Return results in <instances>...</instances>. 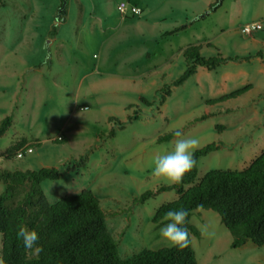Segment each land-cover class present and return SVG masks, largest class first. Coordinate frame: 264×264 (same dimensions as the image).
<instances>
[{
  "label": "rangeland",
  "instance_id": "374dc122",
  "mask_svg": "<svg viewBox=\"0 0 264 264\" xmlns=\"http://www.w3.org/2000/svg\"><path fill=\"white\" fill-rule=\"evenodd\" d=\"M0 1L4 4L0 7V118L10 114L20 138L29 143L25 149H32L20 159L7 161L4 169L37 171L45 166L59 167V179L41 185L49 203L85 189L92 191L106 213V224L121 259L144 249L169 247L159 235L168 221L158 227L150 219L160 205L176 197L175 193H158L144 204L133 202L145 191L169 186L153 177V161L157 155L170 152L177 137L158 143L159 137L182 128L186 136L199 139V148L211 143L222 146L200 160L198 177L211 170L239 169L264 150V91L245 93V102L235 98L207 104V100L243 87L244 80L239 76L225 83L223 67L214 71L199 67L182 85L173 86L185 69L180 49L201 45L199 53L204 58L240 53L234 38L254 16L253 7L263 0H224L215 13L196 20L186 32L156 42L146 33L145 48L146 53L150 51V58L145 56L140 33L124 25L116 33H126L127 40L117 43L108 39L106 53L98 51L97 41L89 43L87 66L77 74L73 61L63 62L54 56L52 73H43L45 81L41 87L30 82L34 75L31 68L38 63L47 64L49 40L44 37L47 30L57 31L51 22L57 19L61 0H42L43 7L32 18L25 0ZM91 1L98 5L103 16L112 15L121 1L127 2ZM128 3L133 5V0ZM64 9L71 22L79 26L77 0H65ZM137 17H127L126 22L136 21ZM88 28L89 37L93 33L91 22ZM129 45L133 47L135 84L116 93L100 90L93 66L100 58H108L107 52L113 55L115 50ZM110 58L105 63L108 69ZM262 79L260 88H264ZM61 83L67 88L59 87ZM168 89L170 94L166 96ZM140 98L150 105L141 103ZM205 114L207 117L199 121ZM14 136L12 130L6 137H0V147L10 145ZM59 136L63 141L54 142ZM82 157L85 163L76 172L66 169L67 163H75ZM1 188L0 183V191ZM209 212L200 225L196 215L190 221L201 233L193 242L197 264H264V246L255 247L247 242L244 247L232 249L230 233L219 217ZM203 228L213 235H202ZM1 240L0 237V256Z\"/></svg>",
  "mask_w": 264,
  "mask_h": 264
},
{
  "label": "trees",
  "instance_id": "16d2710c",
  "mask_svg": "<svg viewBox=\"0 0 264 264\" xmlns=\"http://www.w3.org/2000/svg\"><path fill=\"white\" fill-rule=\"evenodd\" d=\"M223 1L215 0L209 5L208 11L215 12ZM64 14L65 9L58 12V21L63 20ZM185 28L186 25H182L164 35H175ZM200 49L201 46L196 45L183 50L185 69L173 86L182 85L195 75L198 67L214 71L228 61L238 60L224 58L220 54L204 58L199 53ZM248 89L249 86H245L217 99L207 100L206 103H221L244 94ZM169 94L168 89L165 95ZM140 101L150 105L144 98H140ZM206 117L207 114L198 120L202 121ZM132 118L137 119V116ZM109 121L115 119L109 118ZM11 125V115L0 121V137L5 135ZM118 126L123 127L119 122ZM173 137V134H167L159 137L157 142H166ZM25 144L26 141L21 140L13 145L6 151L5 158L14 157L15 152ZM218 149L214 143L197 149L196 166L185 176L181 185H163L156 191H145L133 202L144 204L158 193L173 191L176 199L160 205L151 217L154 226L166 223L164 217L168 210L183 207L188 211L190 237L199 238L200 232L190 224V217L197 209L210 210L218 215L221 224L230 233L232 249L247 242L255 247H263L264 150L242 170H211L198 177L199 160ZM85 160L82 157L75 163H67L66 169L76 172ZM59 176L60 169L55 167H44L37 171H0V182L4 185L0 193V233L3 234L1 256L5 264H197L191 243L183 250L175 247L144 249L127 259H121L117 243L107 228L106 213L92 191L85 189L78 194L61 197L54 203L48 202L41 185L45 181H56ZM22 226L38 233L37 243L42 251L37 252L36 245L32 249L24 247L18 236Z\"/></svg>",
  "mask_w": 264,
  "mask_h": 264
},
{
  "label": "crops",
  "instance_id": "0c3cea01",
  "mask_svg": "<svg viewBox=\"0 0 264 264\" xmlns=\"http://www.w3.org/2000/svg\"><path fill=\"white\" fill-rule=\"evenodd\" d=\"M25 1L29 6L28 10L31 16L30 18H32L34 14L39 13L40 8H42L44 5V2L42 0H25ZM214 1L215 0H133V5L140 8L142 12L138 17L136 16L137 17L136 21L126 22L127 17L126 18L120 17L117 13V9L114 10L112 15L103 16L101 15V9H99L98 5L93 3L91 0H77L80 7L79 14L77 15L76 18L79 22V26L75 25L74 22H71L70 16L66 13L64 14L63 20L58 21V15L56 17L57 19L52 20L51 26H56L57 31L53 32L52 29L50 31L47 30V35H45L44 37L47 40H49L48 45H49L50 57L47 60V64H45L44 66L38 63V65H35L31 68V71H33L34 75L32 76V79H30V82L31 83L33 82L32 85L37 83L38 86L40 87L43 86V83L45 81L43 80L44 78L43 73L45 72L52 73L54 56L56 59L61 58L63 62L73 61V64L75 66L73 71L74 74H77V72L81 70V68L83 69L86 68L87 66L86 61H87L89 43L92 44L95 41H97V43L99 44L98 51L103 53V51H105L104 48L105 44L108 41L116 40V42L118 41L117 43H119L127 40L126 33H121V34L116 33L117 30L124 25L132 28L137 33H140L141 37L143 38L142 45L144 46L145 49V56L147 55L148 58H150V51L146 53V48H145L146 33L148 34L150 39H152V41L156 42L157 39L163 40L164 38L171 37V36H165L164 34L174 30L179 26L186 25L185 30L179 33L186 32L187 28L191 27L196 20L203 19L205 16H207L210 13H215L222 6L221 5L215 12H209L208 7ZM253 8H254V16L250 17V21L248 24L261 22L263 26L262 30L254 32L252 35L249 36L243 35L241 33L238 36H235L233 42L235 45L239 44L241 49L240 53H237L236 55L223 56V57L238 58V60L228 61L218 67V68L223 67L225 83L226 82L231 83L234 80V78L237 76L241 77L244 80L242 86L243 87L249 86V89L245 93L247 92L250 93L253 90L264 91V88L259 87L260 80L264 77V0L260 3V5H255V7ZM253 8H249V10L250 9L253 10ZM247 9L245 7L244 11H246ZM90 22L91 25H93V33H92L93 36L90 35L88 37L87 33L88 31H90L88 28V23ZM0 23H1V17H0ZM179 33L175 35H178ZM105 34L106 36L103 37ZM236 39H238V41H236ZM204 45L208 46V44H204ZM183 50L184 49L179 50V54L181 56ZM132 51H133V47L129 45L126 48H123L122 50L120 49L118 51L115 50L113 55L110 54V52H107L108 54L107 57L108 58L111 57L110 69H108L107 64L105 65V63L109 61L108 58H100L95 63L93 69L96 71L94 73V71L91 70V73L98 75L99 78L97 81V87H99L100 90L106 89L108 90V92L116 93V91L118 90L121 89L123 90L135 84L134 68L132 69L133 66ZM112 52L113 50H111V53ZM44 68H46V70H44ZM62 86L64 88H67L66 85H64L63 83H61L59 87ZM244 94L240 95L241 97L238 96L236 98H240L242 99V101L245 102L247 98H243ZM9 115L10 114L2 115L3 117L0 118V121ZM12 130L15 132V136L11 138V141L9 143L10 145L0 147V169L2 171L7 170L4 169L6 167L5 163L10 159L12 160L13 158H15L12 157L6 159L5 158L6 151L16 143L23 140L22 138H20L19 131L15 129V119H13V117H12L11 127L8 129L5 135L2 136V138L9 135V133H11ZM60 141H63L62 137ZM27 145H29L28 142H26V144L22 146L20 149H24L25 147H27ZM218 147H219L218 150L222 149V146L218 145ZM262 151H260L259 154ZM252 159H250L248 162H245L243 167L236 170L244 169ZM46 168H50V167H46ZM55 168L59 169V167H55ZM3 190H4V185H3V189L1 188L0 193ZM176 197L172 199V201L175 200ZM59 198H57L56 200H58ZM209 211L210 210H202V209L195 210L190 217V221L192 220L193 216L196 215L195 220L200 225V221L205 222V220H207V217L209 216L210 213ZM106 220H107V216H106ZM192 226L197 228L193 224ZM200 237H201V233H200ZM190 239L193 247V242L195 237L191 236ZM245 245L246 243L241 247H244Z\"/></svg>",
  "mask_w": 264,
  "mask_h": 264
},
{
  "label": "clouds",
  "instance_id": "9594fccd",
  "mask_svg": "<svg viewBox=\"0 0 264 264\" xmlns=\"http://www.w3.org/2000/svg\"><path fill=\"white\" fill-rule=\"evenodd\" d=\"M173 135L177 137L173 149L154 158L152 175L157 181L179 186L185 176L196 166L195 151L199 148L200 141L194 136H186L182 128L175 130ZM187 217L188 211L183 207L170 209L165 213L164 218L168 223L160 228L159 235L169 247H175L178 250L189 247L191 240L187 228ZM2 235L0 233V237ZM202 235L211 236L213 233L203 228ZM18 236L22 239L25 248L32 249L36 245V251H42L37 243L39 236L35 230L22 226ZM0 264H5L2 256H0Z\"/></svg>",
  "mask_w": 264,
  "mask_h": 264
},
{
  "label": "built area",
  "instance_id": "2783aa9c",
  "mask_svg": "<svg viewBox=\"0 0 264 264\" xmlns=\"http://www.w3.org/2000/svg\"><path fill=\"white\" fill-rule=\"evenodd\" d=\"M116 9H117L118 15L122 18H126L129 16H139L142 12L140 8L134 5H130L128 2H120L117 5ZM262 27L263 26L261 22H255V23L243 26L240 29V33L243 35L249 36V35H252L254 32L262 30ZM60 140H61V137H57L56 141H60ZM31 152H32L31 148L20 149L15 152L14 157L20 159L24 156V154H30Z\"/></svg>",
  "mask_w": 264,
  "mask_h": 264
},
{
  "label": "water",
  "instance_id": "95a60500",
  "mask_svg": "<svg viewBox=\"0 0 264 264\" xmlns=\"http://www.w3.org/2000/svg\"><path fill=\"white\" fill-rule=\"evenodd\" d=\"M65 8V0H62V4L60 6L59 12Z\"/></svg>",
  "mask_w": 264,
  "mask_h": 264
}]
</instances>
